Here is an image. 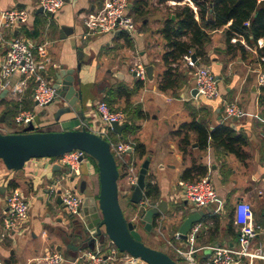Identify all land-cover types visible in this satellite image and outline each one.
I'll use <instances>...</instances> for the list:
<instances>
[{"label": "crops", "instance_id": "obj_1", "mask_svg": "<svg viewBox=\"0 0 264 264\" xmlns=\"http://www.w3.org/2000/svg\"><path fill=\"white\" fill-rule=\"evenodd\" d=\"M140 1H147V5L140 8L148 11L144 16H138L133 11ZM37 2L38 0H0V62L8 49V41L15 36L23 35L36 41L48 42L52 63L47 71V77L53 76L55 69L60 65L73 68L77 63H82L81 77L85 92L83 115L70 111L56 119L57 110L65 103L54 101L45 107L37 106L31 87L18 86L17 80H14L8 86H3L0 82V126H5L6 132H16L11 130L16 113L22 109H33L36 112L34 122L36 129L43 131L81 129L87 120L88 128L97 131L92 126L100 119L97 112L98 101L105 100L109 105L111 102L113 109L125 113H130L134 107L140 105L148 116L138 121L141 128L136 137L146 145L147 156L151 159L148 173L153 176V182L158 185L161 194L156 203L162 199L169 203L168 213L161 215L157 220L158 224L153 225L162 235L163 229L168 231V235L164 236L166 246L173 248L172 244L183 242L176 239L178 229L175 230L174 225L179 227L183 218L189 215L190 209L197 207L180 197L179 182L185 181L181 179V175L184 169L192 164L193 159L207 166L208 173L205 177L211 180L224 208L223 212H217L218 204H214L207 207L212 211L205 207H197L198 210H205L206 215L217 214L221 217L222 213L227 211L234 214L236 205L241 201H247L253 207L255 221L264 229V193H259L264 189V103L260 101L264 87L260 86L258 81V71H264V67L255 48L257 45L243 54L237 49V42L232 41L234 44L232 52H225L227 44L224 30L231 24L230 22L212 32V41L207 46L209 63H202L198 58L199 65L209 67L216 74L220 96L208 99L193 95L194 71L183 59L174 64V67L183 72L185 83L176 92L172 90L164 92L159 89L158 82L165 70L162 61L165 41L158 31L176 5L173 6L163 0H132L131 15L135 22L141 21V28L133 35L127 32L123 35L121 31L117 35L85 36L86 27L81 16L101 7L102 3L99 0H65L64 6L53 15H47L44 11L39 12ZM177 2H180L179 5L188 3L199 19L198 9L192 0ZM16 7L28 11V20L13 30L3 29L1 25L5 12ZM64 27L68 28L66 34L62 32ZM146 31H150L155 43H158V37L162 38L163 45L162 48H157L160 50L158 54L152 52L156 44L146 37ZM239 40L242 43L241 39ZM79 51L83 53L82 60L78 59ZM138 61L145 66L154 65V77L143 81V86L138 88L128 101L126 97L112 93L111 88L124 83L130 89H135L140 79L134 75L132 68ZM115 73H121L122 78L116 77ZM11 102L20 104L16 112ZM128 102L131 105L126 111ZM228 102L240 105L245 114L241 117L227 115L225 105ZM204 107L211 112L212 129L218 123L224 122L247 137L244 160L214 144L205 149L199 148L195 133L191 134L192 144L189 153L184 155L179 146V138L173 137L172 132L181 124L192 120L193 109L199 111ZM128 118L133 119L134 114L131 113ZM231 156H236L237 161H233ZM125 158L128 159V156ZM137 160L141 167L144 160ZM119 167L120 174H124L126 168L121 160ZM82 180H86L89 193L97 198L100 181L93 160L84 165L82 174L74 179L66 166L48 157L33 158L21 170H9L0 160V255L4 264H36V259L58 251L57 246L62 244L59 234L67 229L72 221L80 219V215L70 217L61 194L70 190L83 195L79 192ZM119 181L125 183V176H121ZM12 187L21 188L31 199V206L25 230L9 231L6 234L3 222L7 209L6 196ZM131 193L132 191L124 195L128 209L133 210L130 220L139 218L144 213L140 204L136 206L130 201ZM180 204L185 205L186 212L182 209L178 217H173L170 212ZM204 225L207 229L198 235L197 246L237 245L236 226V234L233 235L220 223L219 231L214 235V221L209 220ZM263 233L260 232L262 238ZM169 235L172 237L169 238ZM99 246L101 247V244H97L96 247ZM61 252L66 256V264H88L81 260L71 261L64 250ZM201 255L208 257L210 253L204 251Z\"/></svg>", "mask_w": 264, "mask_h": 264}, {"label": "built area", "instance_id": "obj_2", "mask_svg": "<svg viewBox=\"0 0 264 264\" xmlns=\"http://www.w3.org/2000/svg\"><path fill=\"white\" fill-rule=\"evenodd\" d=\"M131 2L132 0H104L101 7L83 13L81 18L86 27L85 36L112 34L116 30L133 35L136 32V22L129 13ZM167 2L173 6L180 3L174 0ZM37 4L47 15H53L64 6L65 0H38ZM28 18L29 13L26 9L12 8L5 12L1 26L3 29L13 30L21 23L26 22ZM249 24L246 22V25ZM239 39L248 49H253L244 38L240 37ZM239 39L233 38L232 41L237 42ZM263 46L264 39H259L255 47L256 51L258 52V48ZM259 58L260 63L264 61V56H259ZM183 61L194 69L195 88H197L199 96L208 99L220 96L219 80L209 67L199 65L198 60L192 59V54L185 55ZM51 63L47 41H36L23 35L15 36L8 41V49L0 62V82L3 86H8L17 80L18 86H30L37 106L45 107L58 97L56 88L47 79V71ZM132 71L136 72V76L142 81L148 79L144 63L136 62ZM258 81L259 85L264 87V71H258ZM97 112L105 128L93 132L107 139L117 161L121 160L125 164V184L126 188L128 187L131 191V186L138 183L140 165L129 161L125 156L134 151V144L131 141L115 142L110 135V131H113L112 123L127 122V114L122 110L113 109L105 100L97 102ZM225 112L230 117H241L245 114L244 109L235 102L226 103ZM35 119V110L22 109L15 115L14 124L22 131L28 126L34 125ZM89 156L85 151L75 149L56 159L48 158L59 161L67 167L70 175L77 177L82 174L83 166L89 164ZM179 185L181 187L180 197L187 202L193 203L199 208L218 204L216 211H224L217 191L208 177L193 182L180 181ZM259 193L263 194L264 189H261ZM61 198L71 215L79 216L81 214L83 195L66 190L61 194ZM6 205L7 209L3 220L5 233L25 230L29 219L31 199L21 188L16 187L9 190L6 196ZM140 205L143 212H146L151 206L145 192ZM233 219L238 231L236 246L217 244L197 246L198 235L207 229L204 223L198 222L189 230L186 239L176 235L177 240L183 241L181 244H172L177 258L184 262L182 264H258L260 261L264 262V233L262 240L256 241L264 229L255 221L252 205L247 201L239 202L235 207ZM204 251H208L210 255L208 257L201 255ZM81 259H84L88 264H146L141 258L128 252H121L112 241H108L101 247H96L95 250L85 251L78 260ZM64 261H66V256L63 252L53 251L36 259L35 263L62 264ZM0 264H4L1 255Z\"/></svg>", "mask_w": 264, "mask_h": 264}, {"label": "water", "instance_id": "obj_3", "mask_svg": "<svg viewBox=\"0 0 264 264\" xmlns=\"http://www.w3.org/2000/svg\"><path fill=\"white\" fill-rule=\"evenodd\" d=\"M39 12H43L41 7ZM172 18H175L174 15ZM62 32L68 33V28L64 27ZM120 32L116 30L112 35ZM78 57L82 60V51H79ZM192 59L198 60L196 53H192ZM82 67L80 62L73 68L60 65L55 69L53 76L47 77L57 90L58 97L55 101L65 103L57 110L56 119L70 111L83 115L85 92L81 77ZM146 72L148 78L153 79L154 65H146ZM115 74L116 77L122 78L121 73ZM192 93L199 97L197 88H193ZM130 120L131 118H128V121ZM128 121L112 123L113 131L122 135L123 130L128 126ZM88 125V121L85 120V125L81 129L36 131L35 126L30 125L23 132L0 131V160L9 170H21L33 158L60 157L75 149L85 151L97 162L100 181L99 194L97 198L90 194L86 180H82L79 192L83 194L84 199L80 219L72 221L67 229L59 234L62 244L57 246V250H64L69 260L76 261L80 257V252H84L93 245L103 246L108 241H112L121 252H128L141 258L146 264H182L165 251L148 246L143 241L142 234L134 221L126 217L120 203V171L116 156L111 149L110 142L91 131ZM150 162V156H147L141 164L138 183L131 186L130 201L136 205H139L144 198ZM74 178L72 176V179ZM168 211L169 203L166 199H162L158 203L151 202V206L140 217L145 221V228L151 230L154 217L165 215ZM171 214L173 217L179 216V212L176 211H172ZM205 215V210H198L197 207L191 208L189 215L181 221L177 235L186 239L192 226L200 222ZM70 217L74 218L71 214Z\"/></svg>", "mask_w": 264, "mask_h": 264}, {"label": "trees", "instance_id": "obj_4", "mask_svg": "<svg viewBox=\"0 0 264 264\" xmlns=\"http://www.w3.org/2000/svg\"><path fill=\"white\" fill-rule=\"evenodd\" d=\"M103 1L104 0H99L102 4ZM192 1L198 9L199 19L196 18L195 10L188 3L181 5L178 4L165 19L162 27L158 31L165 41V48L162 56L165 70L158 82L159 89L164 92L170 90L176 92L185 83L183 72L179 71L178 67H174V64L181 61L185 55L196 53L202 63H209L207 46L212 41L211 36L213 31L221 29L231 22V24L224 30L225 41L227 44L224 51L227 53L232 52V47L234 45L232 43L233 38L242 37L251 47L257 45L260 38L264 39V0ZM146 5L147 1H140L133 11L137 13L138 16H144L148 11L140 8ZM129 13L131 15L130 11ZM173 15L175 18H172ZM246 22H249L250 24L246 25ZM122 34L124 35V32H122ZM236 46L243 54L248 53V48L241 43L240 40L237 41ZM258 53L259 56H264V46L258 48ZM262 65L264 67V61L262 62ZM191 70L194 71L193 68H191ZM142 86L143 81L140 79L135 89H130L126 84L119 83L118 85L113 86L111 91L112 93L126 97L129 101L136 90ZM260 101L261 103H264V88L262 89ZM109 103L111 106V102ZM11 105L15 108V112L20 106L18 102H11ZM130 105V102H128L126 111ZM131 113L134 114V118L129 121L128 126L123 130L122 135L118 136L114 131H110V135L115 142L131 141L134 144V151L132 153H127L126 155L128 156L129 161H134L136 164H139L137 159L140 161L145 160L148 150L146 145L136 137L141 128L138 121L147 118L148 115L143 111L140 105L134 107L133 111L130 113H126L127 117H129ZM192 113L193 118L191 121L181 124L172 132L173 137L179 138V146L184 155L189 153L192 144L191 134L195 133L196 140L201 149H205L209 145L214 144L227 153L235 154L240 160L246 158L244 146L247 145V137L244 134L238 133L233 126L224 122L218 123L212 129L210 125V122L212 121L211 112L207 107L201 108L199 111L193 109ZM199 114L201 115L199 116ZM35 130L43 131L42 129L36 128ZM52 158L56 159L58 157ZM93 161L98 170L97 162L94 159ZM207 173V166L193 159L192 164L184 169L181 179L193 182L207 176ZM123 175L125 176V172L124 174H120V177ZM145 196L150 202H157L161 196L158 185L153 182V176L149 173L146 176ZM182 209H185V205L180 204L174 207V211L176 212H180ZM184 212H186V209ZM171 213L172 211L170 214ZM228 215L230 222L228 223L227 231L229 234L235 235L236 230L231 211L228 212ZM160 216L161 215H157L154 217V226L158 224L157 220ZM209 220L214 221L213 234L215 235L219 231L221 217L217 214H207L200 222L208 223ZM174 229H178L177 225H174Z\"/></svg>", "mask_w": 264, "mask_h": 264}, {"label": "rangeland", "instance_id": "obj_5", "mask_svg": "<svg viewBox=\"0 0 264 264\" xmlns=\"http://www.w3.org/2000/svg\"><path fill=\"white\" fill-rule=\"evenodd\" d=\"M139 28H141V21L140 20H137L136 21V31L139 30ZM145 34H146V37H149L150 40H152L153 43H155V39L153 38V35L150 33V31H146ZM162 43H163L162 38L161 37H158V43H155L156 44V47H153L152 52L158 54V52L160 51L159 49L162 48V45H163ZM157 48H159V49H157ZM194 85H196L195 80H194ZM0 128H1V131L4 130L3 132H6L5 126H0ZM92 128L94 130L100 131V130H103L105 128V125L103 124L102 120L99 119L95 124H93ZM11 130L12 131H21V130H19L16 127V125L14 123H13V126L11 127ZM231 159L233 161L234 160L237 161L236 156H231ZM92 160L93 159L91 158V156H89V161H92ZM118 163L120 165V161H118ZM124 184L125 183H122L121 181H119L120 203H121L122 209H123L126 217H128L129 220H130V218L133 215V213H132L133 210L130 211L128 209L129 206L127 204V201H125V199H124V195L125 194H128L131 191H130V189L128 187L126 188L127 185L126 184L124 185ZM207 207H209V206H207ZM207 207H205V208L212 211L211 208H207ZM74 216H77V215H74ZM232 216H233V213H232ZM77 220H75V221H77ZM132 220L137 225V229L143 234L144 242L148 246L153 247L155 249H160V250H164L165 249V252L168 253L171 257H173L175 260H177L178 262L184 263L183 261H181V260H179L177 258V256H176L175 251L173 250V248H170L169 246H166L167 244L164 242V239L168 235L167 234L168 231H166L165 229H163V231H162L163 232V235H162L158 231V228L152 227L151 230H147L145 228V221L142 220L141 217L136 218V219H132ZM229 222H230V218H229V215H228V211L222 213V215H221V225L227 227ZM171 237L172 236H170L169 238H171ZM261 240H262V236H258L257 239H256L257 242H259ZM217 245H220V244H217ZM91 248H93V249H91ZM91 248H88L85 251H87V250H95L96 246L93 245ZM84 252L83 251L80 252L79 255H82ZM81 261H85V260L84 259H81ZM63 263L66 264V261H64ZM258 264H264V262L260 261V262H258Z\"/></svg>", "mask_w": 264, "mask_h": 264}]
</instances>
